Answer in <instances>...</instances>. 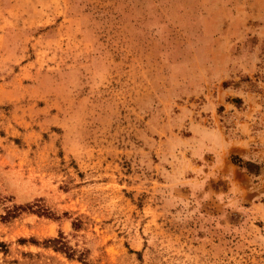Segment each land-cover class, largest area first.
Returning <instances> with one entry per match:
<instances>
[{"label":"rangeland","instance_id":"obj_1","mask_svg":"<svg viewBox=\"0 0 264 264\" xmlns=\"http://www.w3.org/2000/svg\"><path fill=\"white\" fill-rule=\"evenodd\" d=\"M0 194V264H264V0H0Z\"/></svg>","mask_w":264,"mask_h":264},{"label":"trees","instance_id":"obj_2","mask_svg":"<svg viewBox=\"0 0 264 264\" xmlns=\"http://www.w3.org/2000/svg\"><path fill=\"white\" fill-rule=\"evenodd\" d=\"M2 201H3V197L0 194V204L2 203ZM23 209H24V207H22V206H16L15 210L10 211L8 216L9 217L10 216L16 217L19 214L18 211H20V210L22 211Z\"/></svg>","mask_w":264,"mask_h":264}]
</instances>
